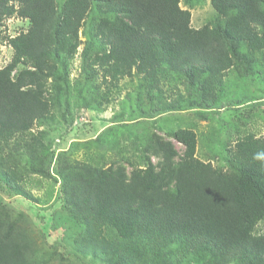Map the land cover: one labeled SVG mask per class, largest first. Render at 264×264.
Wrapping results in <instances>:
<instances>
[{
	"label": "trees",
	"instance_id": "obj_1",
	"mask_svg": "<svg viewBox=\"0 0 264 264\" xmlns=\"http://www.w3.org/2000/svg\"><path fill=\"white\" fill-rule=\"evenodd\" d=\"M199 2L0 0V26L27 22L0 40L12 50L0 68V192L38 203L24 181L59 182L71 221L69 250L58 252L0 200V264H264V228L256 229L264 226V135L230 139L259 118L258 105L247 117L237 107L264 99V0H209L214 14L196 29ZM77 54L80 78L71 83ZM246 82L260 97L226 103L228 89ZM127 87L106 127L61 149L51 174L49 132H69L71 98L102 110ZM213 116L224 119L218 131ZM197 120L208 129L198 131ZM125 131L132 152L107 159ZM214 142L221 153L199 159L198 148Z\"/></svg>",
	"mask_w": 264,
	"mask_h": 264
},
{
	"label": "rangeland",
	"instance_id": "obj_2",
	"mask_svg": "<svg viewBox=\"0 0 264 264\" xmlns=\"http://www.w3.org/2000/svg\"><path fill=\"white\" fill-rule=\"evenodd\" d=\"M199 4L195 5L194 9L191 10V26L193 28H200L202 25L214 14L212 8L210 7L209 0H199ZM2 26H0V40L2 37H13L17 35L20 31H24L27 28V22L23 21L18 18H9L5 19L1 23ZM81 50V49H80ZM78 49V53L80 52ZM12 50L9 48V46L5 43L0 44V68L5 66L11 58ZM80 57L79 54H77L74 58V60L71 63L70 66V73H69V80L71 83L74 82L75 79H79V67H80ZM264 74V73H263ZM264 76V75H263ZM226 78V82L231 80L230 78ZM229 79V80H228ZM101 81L100 75L98 76V79L95 83H98ZM248 87H241L238 90H232L228 89L229 91V98L226 99V103H230L233 100H236L238 102H234V104H240L243 102H246L247 100H252L254 97H260L259 92L254 88L255 85H250L249 82H246ZM136 85V82H134V87ZM122 86V83H121ZM126 92H131L130 88L127 87L125 90H123L120 94H112L113 101L106 105L104 109L102 110H84L83 108L76 107L75 105V98H71L70 101V109L72 112V115L74 117V120L72 122V126L68 133L65 135H59L57 134L56 130H51L49 132L48 139L51 140L50 142V152L54 153L52 163L50 165L49 171L51 174H54V161L58 154V152L61 149H66L69 144L73 141H78L84 138H89L93 136V138L98 134L106 125L108 122L111 121L113 115H115L117 112H119V103L123 102L124 95ZM234 92H236L234 94ZM171 93V92H169ZM174 94V93H171ZM234 94V95H233ZM132 98H134V94L132 93ZM253 105H258L259 107L255 109L253 113H255L259 119L264 118V99H259V101H255L250 103L249 107L252 108ZM212 125L216 131H218V125L219 122L223 121L224 119L215 118ZM164 120V119H163ZM226 122V121H225ZM173 127L172 123L168 122L167 119L164 120L162 126L165 125ZM198 125V131L201 132V130H207L206 127L208 126V122H202L197 120ZM37 126L36 130H46V127H40ZM166 127V126H165ZM158 135L162 136L163 134L161 132H156ZM264 132H262L263 134ZM166 139V137L164 136ZM47 139V140H48ZM131 142V136L129 135V132L125 131L121 135L117 136V140L111 143L113 148H111V145L106 150L103 147V150L106 153V158L108 159L111 156V151L117 150V149H125L132 152V145ZM175 144L176 149H178L179 152H182L183 148L182 146ZM216 144V143H215ZM215 144H207L206 147H203L201 145V149L198 148V157L202 161H208L210 160V153L209 151H221L222 148H220L219 145L216 147H219V149H210L211 146H215ZM232 144V141H231ZM222 147V145H221ZM108 149V150H107ZM135 153V152H134ZM136 158H138V155L134 154ZM74 157L78 160H84L83 150L81 148H78L75 151ZM153 163H156V158H151ZM211 163L216 166V161H211ZM224 165V164H219ZM127 171L129 169L127 168ZM22 186L31 193V195L38 199V203L29 201L21 196H12L9 197L5 194H1L0 192V200L4 202L8 207L15 210V215L18 213H21L23 215L22 222L23 225L29 230L32 237L35 238V240L40 244H46L45 247H54L58 250V252L62 251L67 252L68 249V243H65V230L70 227L71 221L68 220L62 211L61 201H62V193L59 189V182H55L53 180H47L40 178L38 176H30L28 177ZM59 202V205L56 204ZM36 204V205H35ZM61 206V207H60ZM51 208V209H50ZM51 212H53L54 217L52 220ZM65 227V228H63ZM264 226H261V224L257 225L256 229L261 230L260 228ZM64 232V233H63ZM71 228L69 230V236L72 235ZM44 247V246H43Z\"/></svg>",
	"mask_w": 264,
	"mask_h": 264
},
{
	"label": "crops",
	"instance_id": "obj_3",
	"mask_svg": "<svg viewBox=\"0 0 264 264\" xmlns=\"http://www.w3.org/2000/svg\"><path fill=\"white\" fill-rule=\"evenodd\" d=\"M237 108L239 110H241L242 111V114L244 116H246V117L248 115L250 116L249 112L252 111L251 110V107H249V105L247 103L246 104H243V105H240ZM253 111H255V110L253 109ZM262 132H264V118H260V119L259 118H255V119H252L251 120V123L246 128H242V131H240L238 133V135H237V133L231 134L230 139H231V141L233 143V141H235L237 138L239 139V137L241 136L240 135L241 133L242 134L243 133H246V134L247 133L248 134L250 133V134H253L255 136V138H259V137H261V136L264 135V133L262 134ZM212 144H215V142L212 143ZM216 146L217 145L215 144V146H211L210 149H216V148L219 149V147H216ZM218 152L221 153V151H218ZM218 152L217 151H212V150L209 151L210 154H216Z\"/></svg>",
	"mask_w": 264,
	"mask_h": 264
}]
</instances>
